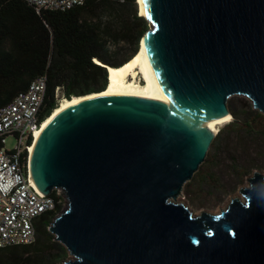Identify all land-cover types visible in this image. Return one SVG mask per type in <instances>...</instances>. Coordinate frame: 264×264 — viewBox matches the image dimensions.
I'll return each mask as SVG.
<instances>
[{
  "label": "water",
  "instance_id": "1",
  "mask_svg": "<svg viewBox=\"0 0 264 264\" xmlns=\"http://www.w3.org/2000/svg\"><path fill=\"white\" fill-rule=\"evenodd\" d=\"M143 2V55L167 103L103 96L53 119L30 160L37 189L67 200L48 230L65 264H264L262 174L218 215L174 202L217 135L197 124L233 118L237 95L264 115V0Z\"/></svg>",
  "mask_w": 264,
  "mask_h": 264
},
{
  "label": "trees",
  "instance_id": "2",
  "mask_svg": "<svg viewBox=\"0 0 264 264\" xmlns=\"http://www.w3.org/2000/svg\"><path fill=\"white\" fill-rule=\"evenodd\" d=\"M149 28L138 13L137 0H85L66 11L40 12L24 0H0V110L38 77L47 80L41 122L58 107L59 97L71 99L105 89V66L118 67L133 58ZM233 98L228 108L234 120L218 132L206 162L183 189L198 207L213 206L210 198L223 189L213 168L225 135L264 139V115ZM52 196L61 199L56 191ZM63 204L35 221L33 244L0 249V264H57L66 258V248L48 230Z\"/></svg>",
  "mask_w": 264,
  "mask_h": 264
},
{
  "label": "built area",
  "instance_id": "3",
  "mask_svg": "<svg viewBox=\"0 0 264 264\" xmlns=\"http://www.w3.org/2000/svg\"><path fill=\"white\" fill-rule=\"evenodd\" d=\"M24 1L40 12L66 11L85 0ZM46 88V78L38 77L0 110V249L33 244L35 221L58 203L67 202L61 190H55L59 200L42 194L30 174V149L42 125ZM9 137L15 142L12 147L7 146Z\"/></svg>",
  "mask_w": 264,
  "mask_h": 264
},
{
  "label": "rangeland",
  "instance_id": "4",
  "mask_svg": "<svg viewBox=\"0 0 264 264\" xmlns=\"http://www.w3.org/2000/svg\"><path fill=\"white\" fill-rule=\"evenodd\" d=\"M138 13L139 7L137 4ZM121 58V57H120ZM139 78V77H138ZM142 83L141 79H138ZM234 100L238 101L240 105L252 106L249 99L244 96H233ZM64 99L59 97L61 103ZM253 108V107H252ZM234 119L231 118L228 122L216 125L218 132L226 129ZM218 134V133H217ZM13 138L9 137L7 146L14 145ZM209 154H207L206 159ZM206 159L204 163L206 162ZM235 168L241 169V172H236ZM213 171L220 179L223 186L221 192L215 194L212 199L213 206L198 207L193 205L182 193L174 202L185 205L193 216H199L202 212H207L212 215H218L226 210L233 199L244 200L243 195L239 192L240 189L248 188L250 186L248 179L259 172L264 176V139L259 137L247 138L240 137L237 134H230L223 139L222 150L217 154L216 165ZM245 172L246 174H243ZM240 173V174H239ZM67 202H64L61 212L66 208ZM222 210V211H221ZM68 259L73 257L67 255L66 258L60 260L57 264H65Z\"/></svg>",
  "mask_w": 264,
  "mask_h": 264
},
{
  "label": "bare ground",
  "instance_id": "5",
  "mask_svg": "<svg viewBox=\"0 0 264 264\" xmlns=\"http://www.w3.org/2000/svg\"><path fill=\"white\" fill-rule=\"evenodd\" d=\"M139 7V15H145V7L143 0H137ZM108 72V83L105 91L101 93H93L86 96H74L71 99H64L58 107L52 112V114L42 122L40 128L37 129L34 142L30 149V160L33 152V148L39 141L41 135L47 128V126L58 115L63 113L66 109L75 106L83 101L103 96H126V97H138L157 101L166 104L167 102L163 98L159 91L150 69L147 65L145 57L143 55V41L141 42L138 53L131 58L128 62L118 67L106 66ZM139 77V78H138ZM141 79L142 83L137 81ZM232 117L229 115L214 123L209 124H197L207 135L213 137L218 133L216 125L224 124L228 122Z\"/></svg>",
  "mask_w": 264,
  "mask_h": 264
}]
</instances>
